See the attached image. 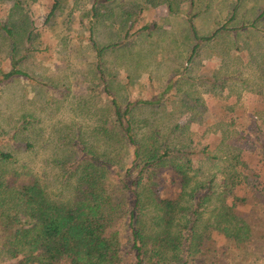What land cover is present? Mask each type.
Listing matches in <instances>:
<instances>
[{"label": "rangeland", "instance_id": "obj_1", "mask_svg": "<svg viewBox=\"0 0 264 264\" xmlns=\"http://www.w3.org/2000/svg\"><path fill=\"white\" fill-rule=\"evenodd\" d=\"M16 1L19 6L14 12L11 8L15 0L0 2L7 4L0 5V22L16 32L12 41L18 43L19 67L30 76H16L0 84V154L13 156L6 162L0 156V167L4 166L7 173L30 171L50 194H59L65 181L58 161L65 158L74 162L86 145L95 151L109 145L102 140L100 126L112 127L110 120L101 121L112 112L103 88L96 83L95 53L88 40L94 0H60L59 11L49 22L46 19L53 0ZM199 1L204 10L197 25L201 34H208L235 11L237 0ZM165 5H152L140 13L142 21L155 19L159 23L157 32L140 36L105 57V66L114 78L112 88L125 107L163 90L175 70L189 67L192 82L181 81L163 107L134 110L136 127L146 133L142 134L148 139L146 144L151 141L152 130L159 139L179 125L176 133L182 138L177 141H192L187 145L193 150L210 145L204 156L198 155L193 161L191 171L194 183L213 180L216 189L198 223L201 236L210 231L223 180L236 164V140L242 139L239 142L248 153L240 161L249 167L237 169L248 178L243 183V195L251 199L249 208L255 212L256 229L262 232L254 233L258 237H251L244 246L215 232L210 241L216 253L231 264L264 263V189L259 184L264 177V17L258 21L257 30L238 36L220 34L188 64L190 39L182 13L189 9V2L180 3L181 13L177 16L171 15ZM115 12H120L119 8ZM263 13L264 0H242L235 21L251 23ZM113 23L110 15L100 19L97 41L108 43L116 37ZM29 29L33 31L32 41L28 39ZM10 45L11 41L0 32V71L10 67ZM28 47L33 51L25 56ZM129 76L133 77L131 81ZM154 143L157 145V140ZM157 149L156 153H162ZM207 153L211 159H206ZM164 182L167 191L173 190L169 180ZM66 193L69 190H64L63 196ZM188 202L187 198L186 205ZM155 215V207L147 197L142 217L146 227L151 228ZM125 219L123 213L114 221L112 231H118L122 239V264H135ZM4 247L0 234V264L16 262L17 258L9 257Z\"/></svg>", "mask_w": 264, "mask_h": 264}, {"label": "trees", "instance_id": "obj_2", "mask_svg": "<svg viewBox=\"0 0 264 264\" xmlns=\"http://www.w3.org/2000/svg\"><path fill=\"white\" fill-rule=\"evenodd\" d=\"M123 1L128 4L118 3V0H94L88 26V40L95 53L96 83L103 88L112 112L111 116L101 118L102 122L110 120L112 127L100 126L102 140L109 145L99 151L86 145L74 162L65 158L58 161L65 181L59 194H50L30 171L7 173L4 166L0 167V234L9 257L17 258L10 264H122V239L120 233L112 229L114 221L123 213L135 252V264H231L216 253L210 241L211 233L244 246L256 236L254 233L262 232L256 229L255 212L251 213L249 208L251 199L243 195V183L248 178L244 171L237 169V166L246 170L249 167L245 161H240L248 153L239 142L242 139L236 140L239 147L236 148L238 154L233 155L236 164L223 180L224 189L217 196L220 201L212 213L210 231L204 237L197 227L204 207L214 198L216 189L213 180L194 183L191 171L193 161L198 155L204 156L210 145L193 150L187 145L192 141L182 139L178 143L177 138H182L179 132L176 133L179 125L171 128L166 136L160 135L159 139L152 130L151 141L146 144L148 139L142 136L146 133L136 127L134 110L163 107L181 81L192 82L189 67L175 70L163 90L123 107L112 88L114 78L105 66V57L159 29L157 23L141 20L140 13L147 5L167 4L169 13L177 16L181 13L178 6L186 0ZM188 2L189 9L182 13L190 39L188 64L203 46L220 34L238 36L247 30H257L258 21L264 17L263 13L251 23L244 19L235 21L242 2L237 0L229 18L219 22L211 33L201 34L197 18L204 9L198 0ZM60 6V0H53L46 22L57 15ZM116 8L120 12H115ZM106 15L113 17L116 37L101 43L96 39L97 23ZM0 32L11 41L10 67L0 71V84L16 76L29 77L30 74L19 67L18 43L12 41L16 32L2 22ZM28 33V39L32 41V29ZM32 51L28 47L25 56ZM132 78L129 76L128 80ZM156 148L162 153H156ZM262 154L261 161H264ZM0 156L4 162L13 158L11 153L5 152ZM207 156L209 159L208 153ZM261 178L263 181L259 184L264 189V177ZM165 180L172 183L173 190L165 189ZM64 190H69L66 196L62 194ZM147 197L156 211L151 228L142 221ZM187 198L189 205H186Z\"/></svg>", "mask_w": 264, "mask_h": 264}, {"label": "crops", "instance_id": "obj_3", "mask_svg": "<svg viewBox=\"0 0 264 264\" xmlns=\"http://www.w3.org/2000/svg\"><path fill=\"white\" fill-rule=\"evenodd\" d=\"M1 1H3V0H0V2H1ZM0 5H7V4H6V3H5V4L1 3ZM163 5H165V4H163ZM17 6H19V3H18V1L15 0V3L13 4V7L11 8V12H14ZM149 6H152V4L147 5V9H148ZM165 6H166V8H167V5H165ZM159 7H160V6H159ZM168 11H169V10H168ZM152 22H155V23H157V24L159 25V23H158L157 21H155V19H154V20L147 19V23H152ZM159 28H160V26H159ZM158 30H159V29H158ZM158 30L154 31L152 34H154L155 32H157ZM152 34H151V35H152ZM151 35H147V36H151ZM151 96H152V95H151ZM149 97H150V96H149ZM147 98H148V97H147Z\"/></svg>", "mask_w": 264, "mask_h": 264}]
</instances>
